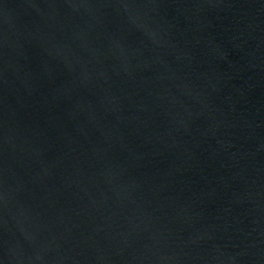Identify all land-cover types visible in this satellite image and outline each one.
Instances as JSON below:
<instances>
[{
	"label": "water",
	"instance_id": "1",
	"mask_svg": "<svg viewBox=\"0 0 264 264\" xmlns=\"http://www.w3.org/2000/svg\"><path fill=\"white\" fill-rule=\"evenodd\" d=\"M0 264H264V0H0Z\"/></svg>",
	"mask_w": 264,
	"mask_h": 264
}]
</instances>
